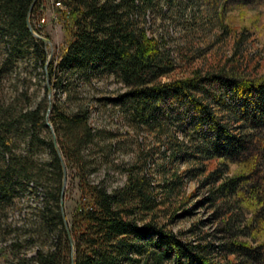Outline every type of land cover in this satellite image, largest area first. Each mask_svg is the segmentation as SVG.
Instances as JSON below:
<instances>
[{
  "label": "trees",
  "instance_id": "1",
  "mask_svg": "<svg viewBox=\"0 0 264 264\" xmlns=\"http://www.w3.org/2000/svg\"><path fill=\"white\" fill-rule=\"evenodd\" d=\"M30 1L0 0V75L23 57L30 59L39 67L44 91L14 115L0 103V215L19 192L36 186L41 191L35 219L22 224L24 238L37 245L17 264H264V74L194 67L161 80L178 66V58L189 57L193 20L185 24L182 40L166 44L162 32L146 24L148 12L162 11L160 0H59L66 8L67 38L44 69L47 46L26 26ZM184 1L200 5L208 20L216 16L225 33L231 29L223 16L232 7L264 11V0ZM38 2L29 21L40 33L32 21ZM163 2L177 10L183 0ZM100 78H111L124 90L115 96L92 94L85 101L80 90ZM21 94L26 96V88ZM92 102H111L131 128L151 133L171 148L172 157L194 163L185 172L202 175L201 183L209 186L203 199L219 219L217 242L183 240L152 218L145 220L160 201L137 160L122 166L125 179L110 191L88 178L86 172L112 161L121 146L114 144L111 128L89 124ZM48 106L51 127L45 123ZM20 129L23 144L16 151L11 136ZM41 129L54 133L66 170L74 168L78 178V202L69 217L65 213L72 250L58 205L59 158L52 137L41 135ZM40 146L47 152L44 159L35 155ZM139 152L145 155L142 148ZM169 176L166 196L180 182L176 172Z\"/></svg>",
  "mask_w": 264,
  "mask_h": 264
},
{
  "label": "rangeland",
  "instance_id": "2",
  "mask_svg": "<svg viewBox=\"0 0 264 264\" xmlns=\"http://www.w3.org/2000/svg\"><path fill=\"white\" fill-rule=\"evenodd\" d=\"M159 2L161 10H165L166 15L162 16V11L154 9V13L146 14V24L152 32H162L166 44L173 46L176 41L182 40L186 34L185 24L187 25L190 19L193 20L190 24L193 25V30H191L193 31V48L186 54L189 57L184 56L185 59L181 60L178 58V66L163 75L161 80L186 75L194 67L215 70L224 66L226 69L250 76L264 74L263 10L258 11L256 7L245 9L232 7L223 16V22L231 29L225 33L219 27L216 16L211 20L205 18L200 5L188 4L183 0L181 7L176 10L175 6L170 7L163 0ZM191 13L194 15L191 16ZM32 18L40 34L51 41L52 52L64 45L67 38L64 21L66 8L61 1L39 0ZM241 30H245L244 36L240 34ZM2 52L3 46L0 44V55ZM174 55L178 56L175 52ZM27 61L29 63L25 67L24 63ZM38 72L39 67L33 66L30 59L23 57L16 64L6 67L1 73L0 103L6 112L12 109L6 114H13L28 105L31 106L44 96L41 76ZM24 88H26L27 97L21 94ZM123 90L124 87L113 79L100 78L88 87L85 86L79 94L84 96L85 101H91L90 95L92 94L115 96ZM93 104L95 107L90 111L89 124L111 128L116 134L114 144H121V146L113 150L111 156L114 159L112 161L101 162L95 170L86 172L88 178L100 182L110 191L120 186L125 179L122 166L137 160L141 164V172L149 177L155 198L160 201L156 208L145 217V220L152 218L158 224L178 233L183 240L217 242L220 237L216 229L219 226V219L214 215L215 210L209 204V200L203 199L209 192V186L201 183L202 175H191L190 172H185L187 168L194 166V163L185 162L178 156L172 157L171 148H165L163 143L155 141L151 133L143 129L131 128L117 106L112 105L111 102L105 105L97 102ZM40 134H48L50 137L53 135L50 129L47 131L41 129ZM178 136H180L179 133ZM23 137L22 129L13 131L11 136L12 144H14L13 150L18 151L22 148ZM140 148L145 155H138ZM147 151L152 155H147ZM35 152L38 157L43 159L46 157L47 152L42 146L38 147ZM90 165L85 166L86 171ZM171 172L179 175L180 182L166 196L163 185L169 180ZM77 183L75 169L68 168L64 191V210L67 217L70 216L78 202ZM40 203L41 191L36 186L19 192L6 205L3 214L0 215V264H17L19 257L33 253L37 244L24 238L22 224H25L28 218L35 219V207ZM162 264L170 263L164 260Z\"/></svg>",
  "mask_w": 264,
  "mask_h": 264
},
{
  "label": "water",
  "instance_id": "3",
  "mask_svg": "<svg viewBox=\"0 0 264 264\" xmlns=\"http://www.w3.org/2000/svg\"><path fill=\"white\" fill-rule=\"evenodd\" d=\"M34 1L35 0H31L29 5H28L27 14H26V26H27V28H28V30H29V32L31 33L32 36H34V37L38 38L39 40H41L45 46H48L46 59H45V62H44V69H45L46 65H47V63H48V61H49V59H50V57L52 55V44H51V41L49 40V38H47L46 36H43L40 33L36 32L32 28V26L30 24L29 13H30V10H31V7H32ZM45 83H46V88H47V96L50 97L51 89H50V86L48 84L47 76H46V79H45ZM48 111H49V106L47 107L46 114H45V123L49 127H51V124H50V122L48 121V118H47ZM52 142H53V146H54L56 154H57V156L59 158V162H60V166H61V180H60V188H59V203H58V205H59V210H60L62 218H63V222L65 224V230H66L67 237H68V240H69V245H70V248L72 250V244L73 243H72L71 236L69 234V230H68V227H67V220H66L65 212H64V191H65V187H66L67 170H66L65 163H64V161L62 159L60 150L58 148L57 142L55 140L54 133L52 135ZM71 264H73L72 260H71Z\"/></svg>",
  "mask_w": 264,
  "mask_h": 264
}]
</instances>
